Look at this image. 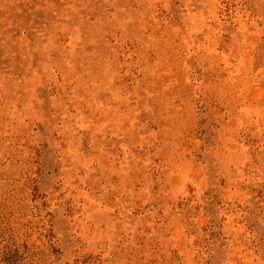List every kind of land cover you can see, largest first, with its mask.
<instances>
[{"label":"rangeland","instance_id":"obj_1","mask_svg":"<svg viewBox=\"0 0 264 264\" xmlns=\"http://www.w3.org/2000/svg\"><path fill=\"white\" fill-rule=\"evenodd\" d=\"M0 264H264V0H0Z\"/></svg>","mask_w":264,"mask_h":264}]
</instances>
